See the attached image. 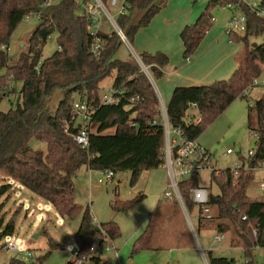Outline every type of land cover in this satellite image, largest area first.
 Here are the masks:
<instances>
[{"label":"trees","instance_id":"obj_1","mask_svg":"<svg viewBox=\"0 0 264 264\" xmlns=\"http://www.w3.org/2000/svg\"><path fill=\"white\" fill-rule=\"evenodd\" d=\"M87 1L83 0V4ZM155 2L125 0L126 12L117 17L116 23L127 40L146 28L167 0ZM260 4L264 6V1ZM227 5L242 10L247 16L245 33L227 36L231 43L243 47L238 67L226 81L174 88L164 106L168 127L180 129L188 139H197L236 99L246 100L254 88L253 81L263 71L264 42L250 45L248 39L264 35V21L248 13L238 0L207 2L195 21L179 33L182 58L187 60L197 51L211 27V10ZM76 9L73 0H59L50 6H44V0H0V69H4L0 76V101L11 93L15 95L13 108L0 111V175L48 202L61 218L74 220L80 216L73 238L76 252L82 257L89 255L96 236L112 241L119 232L113 222L97 226L88 210L74 202L76 173L81 168L110 170L114 174L127 171L129 184L134 185L142 172L164 165L165 141L159 102L141 67L132 57L124 61L116 58L122 42L113 32L98 34L104 40V49L97 57L93 56L89 52L90 21L83 14L77 15ZM32 13L39 15L38 24L26 50L11 61L7 53L11 36L23 18ZM52 35L57 49L42 59V48ZM138 58L154 78H162V71L168 65L166 55L141 53ZM112 75L111 89L121 93L114 96L119 101L115 105L101 104L100 83ZM60 77L66 78L62 86L69 89L50 114L44 111L45 100L55 88H64L54 83ZM75 97L93 109L86 149L79 148L71 139L79 128L70 122ZM189 104H194L195 109ZM252 113L256 120L253 156L239 157L241 167L236 174L230 168L222 170L219 176L211 174L217 194L208 192L205 207L208 215H203V208L196 207L189 198V189L199 187L197 177L193 175L178 184L184 208L189 218L193 216V221L190 220L195 235L201 230L227 234L230 249L238 248L241 253L239 264H254L255 250L264 249V201H249L246 196L253 171L264 168V89L253 105L247 104V120ZM64 122H70L66 132ZM31 141L42 143L45 148L33 149ZM11 188V183L0 185V198L7 195V199ZM132 203L115 202L113 209H127ZM156 218L157 214H150L133 252L146 248ZM13 233V219L4 224L0 217V238ZM48 248L55 250L58 245L49 239ZM205 259L207 264H236L234 259L214 256L212 251L205 252ZM7 264L33 262L10 258Z\"/></svg>","mask_w":264,"mask_h":264},{"label":"rangeland","instance_id":"obj_2","mask_svg":"<svg viewBox=\"0 0 264 264\" xmlns=\"http://www.w3.org/2000/svg\"><path fill=\"white\" fill-rule=\"evenodd\" d=\"M73 1L77 5L76 14L81 15L83 0ZM159 1L156 0L155 4ZM243 1L247 4L258 2V0ZM121 3L122 0H117V6L112 7L109 1H103L105 8L114 16V19ZM206 3L207 0H167L165 7L151 19L149 25L140 29L132 37V40H127L128 45L122 42L117 50L116 58L124 61L128 57H132L136 61L135 57L142 53L136 40L141 39L143 44L149 42L152 46L155 42L154 39L161 40L158 33L169 28L165 27L168 20L172 23H175L176 20L186 22L191 18V15L199 14ZM221 8L211 10V16L216 22H211L210 27V29L220 27L221 32L210 42L204 36L203 45L201 46V43L193 55L199 59L197 61H200L196 73L204 72L208 75L213 72L217 74L215 78L226 69L224 60L232 61L234 56L233 50L230 51L231 46L229 47L226 43L228 34L225 29L230 12ZM37 24L38 21H22L13 32L7 52L11 61L16 60L19 54L26 50L28 40ZM144 29L148 30L142 34L140 31ZM103 30L113 32L111 26H103ZM168 35V43L166 44L168 50H165L170 52L167 53V56L171 58V61L164 70V76L161 79L154 78L152 73L146 69L148 80L152 87L155 86L158 90L163 103L162 81L170 83L180 79V84H187L189 82L187 80L190 78L187 76L190 74L188 68L190 63L184 62L181 53L178 52L180 48L179 37L174 38V33ZM211 42L219 45L218 53L206 52L209 47L207 43L210 44ZM248 42L250 45H260L264 42V35L250 37ZM200 47L201 49H199ZM56 49L55 35H52L42 48L41 58L49 57ZM208 57L211 60H208ZM173 69L175 72L171 73ZM3 74L4 69H0V76ZM112 78L113 75L100 83L101 96L107 92ZM65 82L66 78L62 77L56 78L54 81L58 87H64L62 84ZM262 82H264V70L257 80L258 86L250 90L246 100L236 99L197 138V142L209 152L217 169L224 170L237 165L239 157H246L248 152L253 150L255 142L253 130L256 126V120L253 113L247 120L246 106L247 104L253 105L262 95L264 89ZM19 86L17 84V88ZM67 89L69 87L55 88L45 100L44 111L53 114ZM14 97L15 95L11 93L1 99V112L13 108ZM74 101H78V99L75 97ZM76 123H81V120L77 118ZM30 146L33 149L43 150L45 148L44 144L36 141H31ZM228 149L233 153L226 154ZM210 177V172H201L197 177L198 185L206 188L212 194H217V188L211 182ZM129 179L130 172H119L114 174L111 183L100 185L97 183V174H91L89 177L84 169L79 170L74 177V202L88 210L92 222L94 221L97 226L113 222L118 228L119 236L117 238L112 241L104 238L109 251L106 252L102 246L94 245L100 259L106 264H205L198 249L203 248L205 250L208 243L213 242V234L201 230L199 234L195 235L192 226L193 216L190 215L192 220L189 219L190 226L178 202L165 199L164 192L170 191L167 187L168 177L165 166L162 165L156 169L142 172L134 185L129 184ZM262 182L264 183V168H257L253 171V179L246 190L249 201H264V189L257 190ZM7 183H11L12 188L7 199V195L0 198V205H2L0 206V217H3L4 224L13 219L14 233L11 236L0 238V246L7 243L14 244L18 247L19 253L11 255L0 250V264H7L10 258L23 261L24 255L27 253L32 256L29 259L33 264H66L69 261L70 253L76 250L73 237L79 226L80 216L74 220L61 218L48 202L0 175V185ZM131 201L133 203L127 209L118 211L113 209L115 202ZM153 212L157 214V218L148 244L146 248L133 252L134 243L143 234L148 218ZM49 239L58 245L57 249L49 251ZM222 240L214 242L215 244L212 243L213 255L234 259L236 264L242 262L239 250L216 249L224 245L225 242ZM29 259L24 262H31ZM253 262L254 264H264V249L255 250Z\"/></svg>","mask_w":264,"mask_h":264},{"label":"built area","instance_id":"obj_3","mask_svg":"<svg viewBox=\"0 0 264 264\" xmlns=\"http://www.w3.org/2000/svg\"><path fill=\"white\" fill-rule=\"evenodd\" d=\"M59 0H44V6H50L57 3ZM103 1H109V4L112 7L117 6V0H88L82 6V14L85 15L86 19L90 21L89 34L91 39L89 52L97 57L104 49V40H102L98 34L105 32L103 26H111L113 33H115L121 42L128 45L127 39L124 36V33L119 28L116 23L118 16L125 14L126 5L125 0H122L121 6L114 16H112L107 8H105ZM242 5L245 6L248 13L253 14V16L260 18L264 21V6L260 3L247 4L243 0H238ZM221 9L228 10L230 12V18L227 21V27L225 32L236 33L242 35L246 31L247 27V16L246 14L231 5L223 6ZM39 15L36 13L29 14L23 18L22 21L28 22L30 20L39 21ZM214 19H211L213 22ZM107 33V31H106ZM2 50H5L4 47H1ZM136 63L143 69V72L147 76V70L140 62L138 57H135ZM264 70V65L262 66ZM149 79V77L147 76ZM258 80V79H257ZM257 80L253 81L252 86H258ZM264 87V82H262ZM116 92L111 89V86L107 88V92L100 96L99 102L105 105H115L118 103L119 99L115 98ZM158 107L161 114V126L164 132V166L166 168L167 177H168V188L170 191H165L163 196L168 201H177L180 205V208L185 215L188 224L191 226L189 221V216L184 208L182 202V195L178 190V184L188 179L189 177L198 175L201 172L207 171L210 174L219 176L221 174L220 169H217L214 162L211 159L210 154L206 151L198 142L197 139H188L183 131L180 129H170L165 117L164 106L159 103ZM189 107L195 109L194 104H189ZM93 109H90L86 103L80 101H74L72 104L71 110V120L74 127H79L78 131L71 135L72 141L81 149H86L88 147V125L90 122L91 114ZM77 118L81 120V123H76ZM199 119L196 120L198 122ZM70 122H64V131L66 132ZM231 150H227L226 154H232ZM254 151L250 150L246 157L253 156ZM241 167L240 161L237 165L231 167L233 174L237 173V170ZM97 183L100 185H108L112 182L114 173L110 170L97 171ZM264 189V183H260L257 190ZM189 198L191 202L196 207L203 208V215H208L209 210L206 207L208 202V191L203 187H196L189 189ZM94 223V221H93ZM105 237L96 236L93 240L91 247L89 248V255L87 256H78L76 250L71 252L69 255V264H106L103 262L95 251L94 245L102 246L104 251H109L108 245L104 242ZM223 238L222 234H218L214 237L213 241L218 242ZM106 239V238H105ZM108 240V239H106ZM109 241V240H108ZM0 250L4 253L11 255H16L19 253L18 247L14 244L7 243L0 246ZM116 256V255H115ZM32 258V256L27 253L24 255L23 262Z\"/></svg>","mask_w":264,"mask_h":264},{"label":"crops","instance_id":"obj_4","mask_svg":"<svg viewBox=\"0 0 264 264\" xmlns=\"http://www.w3.org/2000/svg\"><path fill=\"white\" fill-rule=\"evenodd\" d=\"M209 0H207V2H208ZM261 1H264V0H258V2L257 3H260ZM207 4V3H206ZM206 6V5H205ZM205 6H204V8H205ZM203 8V9H204ZM203 10H201L200 11V13L202 12ZM199 13V14H200ZM199 14H193V15H191V18L189 19V20H187L186 22H184V21H182V20H176L175 21V23H172L170 20H168V22H166V24H165V27H169L168 29H166V30H164L163 32H159L158 33V35H159V37L161 38V40H157V39H154L155 40V42H154V44L152 45V46H150V43L148 42L147 44H143L142 42H141V39H139V41H137L136 40V43H137V45H138V47L141 49V51H142V53H148V54H150V53H157V52H160V53H163L164 55H168L167 53H170V52H166V50H168V49H166V47H168V46H166V44L168 43L167 42V37L169 36L168 34L170 33V34H172L173 35V33H174V38H176V36L177 37H179V33H180V31L183 29V27H185L186 25H189L190 23H191V21H193L195 18H197L198 16H199ZM230 18V17H229ZM214 19V18H213ZM229 20V19H228ZM213 22H216L215 21V19H214V21ZM212 22V23H213ZM159 23V22H158ZM164 23V22H163ZM143 29V28H142ZM148 30V29H147ZM146 29H144V30H142V31H140V32H142V34L144 33V32H146L147 31ZM106 32V31H105ZM165 32V33H164ZM221 32V28L220 27H216L215 29H209L208 31H207V33L205 34V38H208V42H210V40L211 41H213L214 40V38L216 37V35H219V33ZM173 37V36H172ZM211 37V38H210ZM205 38H204V40H205ZM180 40V39H179ZM134 42H135V40H134ZM204 42V41H203ZM203 42L201 41V46L203 45ZM226 43H227V45L230 47V51H231V49L233 50V53H234V56H233V58L231 59L232 61H230L229 59H225L224 60V64L226 65V69H224L223 71H222V73H220L219 74V76H217L216 78H215V76L217 75L216 73H213V72H211L210 74H206V73H196V71H197V65H199L200 64V61H197V60H199V59H197V57L195 58V57H191V58H189V59H187V60H184L183 58H182V53H183V48H182V44H181V42H180V45H179V53H181V58H182V60L184 61V62H188V63H190V65L188 66V68H189V73L190 74H188L187 76H190V78L187 80V84H180V79H179V77H178V81H172V82H170V83H167V82H165V81H162V89H163V99H164V103L163 102H161V99H160V94H159V92H158V90L156 89V87L155 86H153L154 87V92H155V94H156V96H157V99H158V102L159 103H161L163 106H165V104H167V102H168V100H169V98H170V95H171V92H172V90L174 89V88H176V87H186V86H206V85H210V84H212V83H215V82H219V81H226V80H228L229 79V77L232 75V73L236 70V68L238 67V64H239V61L241 60V56H242V54L241 53H243V47H242V45H237V44H233V43H231L230 41H229V39H228V37H227V41H226ZM207 45H209V47H208V51H206V52H209V53H213V52H216V53H218V50H219V45L217 44V45H215L213 42H211L210 44H208L207 43ZM20 46H22V45H20ZM150 48H149V47ZM166 49V50H165ZM199 49H201V47L199 48ZM210 51H212V52H210ZM225 57V56H224ZM167 58H168V64H169V62L171 61V58H169L168 56H167ZM208 60H211V58L210 57H208L207 58ZM204 64H205V62H203ZM167 67V66H166ZM165 70V69H164ZM162 71V77L164 76V74H165V71ZM172 72L171 73H174L175 72V69H173V70H171ZM113 79V78H112ZM112 79H111V81H110V86H111V82H112ZM152 87V88H153ZM250 92V91H249ZM249 92H248V94H249ZM248 94H247V96H248ZM251 105V104H250ZM207 151V150H206ZM209 153V152H208ZM81 169H84V171L89 175V177H90V175L91 174H96L97 173V171H89V170H87V169H85V168H81ZM80 169V170H81ZM210 234H213V239H214V237L217 235V234H215L214 232H212V231H210ZM223 235V234H222ZM193 236H194V238H195V235H194V232H193ZM223 240L222 241H224L225 243H224V245H222L221 247H217L216 249H221V250H223V249H229L230 247H229V236L227 235V234H224L223 235V238H222ZM213 241V240H212ZM221 241V240H220ZM220 241H218V242H220ZM213 244H215L214 243V241L212 242ZM212 243L211 242H209L208 243V246H207V248H205V250L203 249V248H199L198 250H200V253H201V257L203 258V260H204V263L205 264H207L206 263V259H205V257H204V252L205 251H212V253H213V250H214V248H212ZM236 250H239L238 248H235ZM97 256L100 258V256H99V254H97Z\"/></svg>","mask_w":264,"mask_h":264},{"label":"water","instance_id":"obj_5","mask_svg":"<svg viewBox=\"0 0 264 264\" xmlns=\"http://www.w3.org/2000/svg\"><path fill=\"white\" fill-rule=\"evenodd\" d=\"M141 69V71L143 72V69L142 68H140ZM144 73V72H143ZM99 228L97 227V230H98ZM36 237V236H35Z\"/></svg>","mask_w":264,"mask_h":264}]
</instances>
